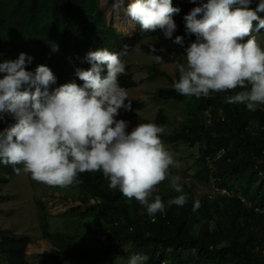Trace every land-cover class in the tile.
I'll return each instance as SVG.
<instances>
[{
    "label": "trees",
    "instance_id": "16d2710c",
    "mask_svg": "<svg viewBox=\"0 0 264 264\" xmlns=\"http://www.w3.org/2000/svg\"><path fill=\"white\" fill-rule=\"evenodd\" d=\"M199 2L173 0V6L181 9L173 16L177 24L174 36H184L188 43L195 35L185 34L184 16ZM257 3L254 0L250 7L255 9ZM259 15L264 18V12ZM151 37L168 40L161 30L144 32L139 24L135 36L126 38L106 23L101 0H0V57L7 60L22 52L32 53L49 68L54 65L51 70L57 83L50 91L65 83L83 84L76 72L90 68L85 60L88 52L102 48L119 52L127 44L125 63L135 47ZM149 76L165 77L171 83L156 92L160 99L181 102L191 111L175 134L161 138L176 146L178 142L199 146L195 163L200 168L195 176L211 185V193L200 196L182 184L187 203L168 207L153 221L138 201L110 189L102 172L81 173L80 182L68 187L50 186L51 190L66 188L79 193L81 207L61 218H81L86 230L73 236L53 233L48 206L38 200L42 237L55 248L52 256H42L44 264H127L132 254L147 255V264H264V105L249 110L243 104L225 103L226 96L242 91L239 88L212 92L207 98L181 95L173 87L178 71L173 76L158 65L151 66ZM119 84L126 90L137 87L130 72L119 78ZM166 122L161 109L156 123ZM15 123L11 115H5L0 118V131ZM171 171L180 175L175 168ZM16 175L12 165L0 164V187ZM157 194L165 202L178 195L167 179L156 187ZM195 201L200 207L193 211ZM9 233L13 235L0 242V253L8 264H31L27 250L34 238L5 232ZM97 238L102 240L98 247L82 245Z\"/></svg>",
    "mask_w": 264,
    "mask_h": 264
},
{
    "label": "clouds",
    "instance_id": "9594fccd",
    "mask_svg": "<svg viewBox=\"0 0 264 264\" xmlns=\"http://www.w3.org/2000/svg\"><path fill=\"white\" fill-rule=\"evenodd\" d=\"M253 3L200 0L184 16L185 34H194L195 40L184 48L185 63L173 60L179 73L173 87L179 94L207 98L212 92L239 88L242 91L226 96L225 103L243 104L249 110L264 105V47L252 35L264 29V18L259 15L264 12V0H258L255 9L250 7ZM123 5L124 0H116L112 11L119 13ZM180 11L173 0H132L125 9L135 21V34L138 24L144 32L159 29L165 39L184 47V36H174L177 24L173 16ZM122 29L126 38L135 36H127L131 33ZM128 49L125 44L119 52L108 48L88 52L85 60L90 68L76 72L83 84L65 83L51 91L57 83L51 70L54 65L49 68L32 53L22 52L7 60L0 57V118L11 115L16 121L0 131V164L12 165L17 175L23 171L52 187L79 183L81 173L102 172L110 189L138 201L154 221L168 207H183L189 197L181 176L171 171L179 165L162 143L164 129L154 123H138L128 131L129 122L117 119L121 109L132 110L118 79L125 72L122 58ZM157 51L153 45L149 54L157 64L163 63ZM166 179L178 195L165 202L154 192ZM199 207L200 202L195 201L193 211ZM148 259L144 254H132L127 264H147Z\"/></svg>",
    "mask_w": 264,
    "mask_h": 264
},
{
    "label": "rangeland",
    "instance_id": "374dc122",
    "mask_svg": "<svg viewBox=\"0 0 264 264\" xmlns=\"http://www.w3.org/2000/svg\"><path fill=\"white\" fill-rule=\"evenodd\" d=\"M115 2L116 0H101V7L106 23L112 29L118 30L122 34H124L122 28L126 29L129 31L128 33H131L127 34V36L133 37L136 32L134 26L135 21L126 15L125 12V9L132 0H124L123 8L120 9L119 13L112 11V6ZM125 19H128L130 24H125V22H128ZM252 35L256 37L257 43L261 47H264V31L253 32ZM188 44L185 41L184 47H181L173 43V40H161L156 37H151L137 45L126 58L125 72L119 78L124 77L130 72L137 82V87L126 90L132 103V110L125 111L121 109L117 119H123L129 122L128 131H131L138 123H154L157 125L156 119L161 109H164L167 115L166 124L158 125L164 129L162 135L175 134L184 125L191 111L186 109L181 102L160 99L156 95V92L162 87L170 86L171 83L165 77L160 76L155 79H150L149 75L151 73V66L153 65H158L173 76L176 75L178 70L173 60L179 59L183 63L186 62L182 55L184 54V48ZM153 45L158 50L157 54L163 56V63L157 64L149 54V50ZM252 125L256 128L258 124L254 122ZM161 140L179 165L175 169L180 172L181 183L183 185H189L200 196L211 193V185L195 176L200 168L195 163L199 153V146L189 145L183 142H178L176 146L163 138ZM191 156L193 157L190 158ZM58 189L51 190L50 186L33 180L30 174L24 173L23 171L12 178L8 184H2L0 187V242L5 236L13 235L12 233L5 234L7 230L15 233L19 237L28 235L33 237L35 241L29 244L27 250L28 259L31 264H44L41 255H53L54 250L53 244L42 237L37 207L38 200H42L48 206L51 215V230L53 233L64 232L73 236L86 230V225L81 218H61L72 210L81 207V202L78 199L79 193L75 191L72 194V191L66 188ZM92 203H95L94 200ZM85 211L86 209L82 210L81 213ZM101 241L98 238L90 239L89 241H84L82 245L84 247L94 248L100 246ZM0 264H8L6 257L1 253Z\"/></svg>",
    "mask_w": 264,
    "mask_h": 264
},
{
    "label": "built area",
    "instance_id": "2783aa9c",
    "mask_svg": "<svg viewBox=\"0 0 264 264\" xmlns=\"http://www.w3.org/2000/svg\"><path fill=\"white\" fill-rule=\"evenodd\" d=\"M214 191H215V192H216V191H219V189L215 188ZM223 193H226V191H223ZM259 211H260V212H263V211H261V210H259Z\"/></svg>",
    "mask_w": 264,
    "mask_h": 264
}]
</instances>
